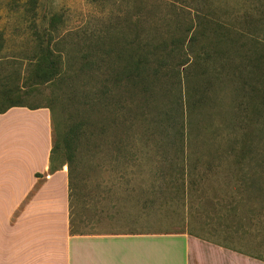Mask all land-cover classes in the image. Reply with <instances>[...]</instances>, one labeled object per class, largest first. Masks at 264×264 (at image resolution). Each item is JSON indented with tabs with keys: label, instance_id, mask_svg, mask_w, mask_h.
<instances>
[{
	"label": "trees",
	"instance_id": "16d2710c",
	"mask_svg": "<svg viewBox=\"0 0 264 264\" xmlns=\"http://www.w3.org/2000/svg\"><path fill=\"white\" fill-rule=\"evenodd\" d=\"M143 1L144 16L136 21L126 18L124 30L118 23L99 37L83 33L78 61H66L63 50L79 35L61 34L57 16L49 19V31L42 38L35 37L26 59L31 69L28 81L33 86L59 85L68 101L82 106L65 145L88 138L91 128L103 135L109 129L104 125L106 114L125 110L120 142L126 161L149 166L148 156L155 157L154 171L148 172L153 173L139 187L143 201L130 200L131 213L142 216L156 200L160 209L176 200L184 211L193 212L192 202L208 199L206 186L220 170L240 182L241 196L251 190L262 194L264 0H247L242 4L246 10L229 15L211 10L209 0L185 5L184 0ZM152 6L162 7L163 16L156 18ZM223 99L229 100L228 112L220 108ZM14 107L22 106L0 114ZM217 117L222 124H213ZM54 149L53 145L51 165ZM66 164L70 192L72 172ZM241 204L234 203L227 212L237 215Z\"/></svg>",
	"mask_w": 264,
	"mask_h": 264
},
{
	"label": "rangeland",
	"instance_id": "374dc122",
	"mask_svg": "<svg viewBox=\"0 0 264 264\" xmlns=\"http://www.w3.org/2000/svg\"><path fill=\"white\" fill-rule=\"evenodd\" d=\"M184 1L185 5L196 0ZM245 1L209 0V5L216 13L229 15L246 10L242 7ZM28 2L0 0V112L11 106L50 111L54 168L63 165L67 170L68 161L72 172L69 192L71 233L101 232L107 224H112V219L129 216L134 206L130 200H139L138 204L143 201L139 187L143 188V180L153 173L148 172L154 171L155 157L148 156V160H152L149 166L126 161L129 158L120 142L124 140L125 132L123 109H111L106 114L108 121L104 125L109 129L103 135H97L91 128L92 134L88 138L82 136L75 145H65L66 134L76 119V110H82V106L78 101H68L67 91L59 85L33 86L28 81L31 69L30 61L26 59L31 57L35 37L42 38L44 31H49L48 22L52 16H57L56 26L61 34L74 32L79 35L69 39L63 50L66 61L69 58L78 61L83 33L99 37L118 23L121 24L118 28L124 30L123 21L129 16L133 21L142 19L144 12L140 10L147 1L37 0L35 5ZM161 8L154 9L156 18L163 16L165 10ZM43 40L45 44L46 39ZM7 90L13 92L6 94ZM228 107L229 100L223 99L220 108L228 112ZM213 124L222 122L217 117ZM212 177L214 180L206 186L210 190L208 199L192 202V207H196L193 212L184 211L176 200L160 209L156 200V205L148 210L150 217L148 214L146 227L152 226V213L156 209V215H161L163 233L188 232L236 252L264 259V192L259 194L258 190H251L241 196L240 182L233 174L229 177L225 170ZM262 187L264 190V184ZM238 202L242 207L238 208L237 215L227 212ZM215 204L217 207L214 208Z\"/></svg>",
	"mask_w": 264,
	"mask_h": 264
},
{
	"label": "crops",
	"instance_id": "0c3cea01",
	"mask_svg": "<svg viewBox=\"0 0 264 264\" xmlns=\"http://www.w3.org/2000/svg\"><path fill=\"white\" fill-rule=\"evenodd\" d=\"M51 124L46 108L0 114V264H264L188 232L163 233L156 212L148 228L150 213L132 212L104 231L72 234L67 170L51 165Z\"/></svg>",
	"mask_w": 264,
	"mask_h": 264
}]
</instances>
